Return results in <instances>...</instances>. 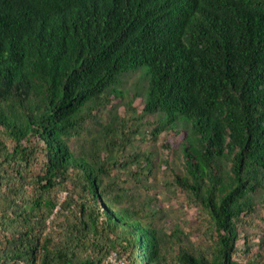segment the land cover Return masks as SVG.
<instances>
[{"label": "trees", "instance_id": "obj_1", "mask_svg": "<svg viewBox=\"0 0 264 264\" xmlns=\"http://www.w3.org/2000/svg\"><path fill=\"white\" fill-rule=\"evenodd\" d=\"M141 67L206 245L173 249L133 202L154 162L121 156L111 126L71 143ZM263 199L264 0H0V264H238Z\"/></svg>", "mask_w": 264, "mask_h": 264}, {"label": "rangeland", "instance_id": "obj_2", "mask_svg": "<svg viewBox=\"0 0 264 264\" xmlns=\"http://www.w3.org/2000/svg\"><path fill=\"white\" fill-rule=\"evenodd\" d=\"M147 79L145 67L122 75L120 84L116 85L122 92H108L106 99L109 101L97 103L90 123L84 124L82 135L73 138L71 143L78 148L88 139L99 137L103 125L111 126L115 133L114 142L125 145L121 156L129 158V154L139 152L154 162L152 169L138 168V181L134 177L130 178L133 202L144 208L154 226L168 235L172 234L170 243L173 249L189 244L197 247L200 244L206 245L210 232L206 226L207 214L174 181L175 172L185 171L180 151L171 144L180 138L171 135L168 129L153 136L152 131L159 116L143 113V92ZM126 138H130V142ZM146 160L145 157L141 165H146ZM239 231L241 236L238 247L243 251L235 254L234 259L238 264H264V251H261V243L264 242V199L258 201L256 210L248 215ZM246 247L249 249L246 250ZM260 252L262 256H257ZM112 261L121 264L124 260L114 255Z\"/></svg>", "mask_w": 264, "mask_h": 264}, {"label": "built area", "instance_id": "obj_3", "mask_svg": "<svg viewBox=\"0 0 264 264\" xmlns=\"http://www.w3.org/2000/svg\"><path fill=\"white\" fill-rule=\"evenodd\" d=\"M115 254L111 255V259L114 257ZM121 264H125V261H122Z\"/></svg>", "mask_w": 264, "mask_h": 264}]
</instances>
